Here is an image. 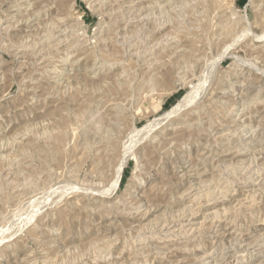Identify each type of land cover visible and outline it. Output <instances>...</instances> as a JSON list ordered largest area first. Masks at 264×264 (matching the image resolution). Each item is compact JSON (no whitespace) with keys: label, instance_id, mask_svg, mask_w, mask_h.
<instances>
[{"label":"rangeland","instance_id":"rangeland-1","mask_svg":"<svg viewBox=\"0 0 264 264\" xmlns=\"http://www.w3.org/2000/svg\"><path fill=\"white\" fill-rule=\"evenodd\" d=\"M0 62V264H264V0H0Z\"/></svg>","mask_w":264,"mask_h":264},{"label":"bare ground","instance_id":"bare-ground-1","mask_svg":"<svg viewBox=\"0 0 264 264\" xmlns=\"http://www.w3.org/2000/svg\"><path fill=\"white\" fill-rule=\"evenodd\" d=\"M127 14H128V13H127ZM232 19H233V18H232ZM235 21H236V20H235ZM229 22H230V21H229ZM231 22H232V21H231ZM239 22H240V21H239ZM239 22H238V23H239ZM243 22H244V25H245L243 28H245V27L247 28V25H249V21H248L247 18H245V16H244ZM235 23H236V22H235ZM230 25L232 26V24H230ZM230 25H229V23H228L227 26L230 27ZM242 25H243V23H242ZM237 26H238V25H237ZM232 29H233V28H232ZM234 29H235V25H234ZM234 29H233V30H234ZM224 30H225V29H224ZM227 30H228V28H227ZM230 30H231V29H230ZM245 30H248V29H245ZM242 31H244V30H242ZM249 31H250V30H249ZM249 31H248V32H249ZM223 32H224V31H223ZM244 32H245V31H244ZM241 33H242V32H241ZM231 34H232V33H231ZM242 35H243V34H242ZM249 35H250V34H249ZM239 36H240V35H239ZM244 36H246V34H245ZM240 37H241V36H240ZM240 37H239V38H240ZM242 37H243V36H242ZM260 37H261V36H260ZM129 38H130V37H129ZM237 38H238V37H237ZM237 38H236V39H237ZM236 39H235V41H236ZM255 39H256V38H255ZM237 40H238V39H237ZM241 40H242V39H241ZM92 41H93V40H92ZM233 42H234V40H233ZM160 43H161V42H160ZM236 43H237V42H236ZM236 43L234 42L235 45H236ZM231 45H232V44H231ZM227 46H228V45H227ZM232 46H233V45H232ZM27 47H28V46H27ZM229 47H230V44H229ZM229 47H227L226 49H229ZM233 48H235V47L233 46ZM224 51H225V50H224ZM224 51H223V52H224ZM226 51H227V50H226ZM226 51H225V53H226ZM229 51H230V50H229ZM227 52H228V51H227ZM223 55H224V53H223ZM225 55H229V54H225ZM225 57H226V56H225ZM220 59H223V58H220ZM235 59H236V58H235ZM241 61H242V60H241ZM238 62H239V61H238ZM0 63H1V62H0ZM209 78H210V77H209ZM255 86H256V85H255ZM201 89H202V88H201ZM201 89H200V90H201ZM250 91H251V90H250ZM205 92H207V91H205ZM255 92H257V91H255ZM191 93H192V94H190V95H194L193 92H191ZM197 93H198V91H197ZM199 93L201 94V92H199ZM190 95H188L189 97H188L187 100H189V98L191 99V96H190ZM195 95H196V92H195ZM197 95H198V94H197ZM197 95H196V96H197ZM201 95H203V94H201ZM224 95H225V94H224ZM196 96L194 97V100H192V101H195ZM203 96H204V95H203ZM203 96H202V97H203ZM192 97H193V96H192ZM199 97H200V96H199ZM186 98H187V97H185V100H186ZM197 98H198V97H197ZM200 98H201V97H200ZM200 98H199V99H200ZM202 99H203V98H202ZM187 100L185 101V104H186V105H187V103H188ZM182 101H183V99H182ZM182 101H179V102L182 103ZM199 101H200V100H199ZM241 101H242V100H241ZM179 102H178V103H179ZM196 102H198L197 99H196ZM183 103H184V101H183ZM183 103H182V104H183ZM192 103H193V102H192ZM194 103H195V102H194ZM190 104H191V103H190ZM177 106H179V104H178ZM180 106H183V107H184L185 105L183 104V105H180ZM188 106H190V105H188ZM188 106H187V107H188ZM191 106H192V104H191ZM193 106H194V104H193ZM175 107H176V106H175ZM187 107H186V108H187ZM179 108H180V107H178V109H179ZM174 109L177 110V108H174ZM170 110H171V109H170ZM170 110H169V111H170ZM176 110H173V108H172V110H171L169 113H168V112H166V113H168L167 115H170L169 117L171 118V116H172L171 114H172V113L174 114V111H175V114H176ZM180 110H181V109H180ZM182 110H183V109H182ZM177 112H178V111H177ZM166 113H164V114H166ZM164 114H163V116H161L162 118H161L160 116H157V117H160L161 119H163L164 117H166V116H164ZM177 114H178V113H177ZM175 116H177V115H175ZM173 117H174V116H173ZM156 119H157V118H156ZM156 119H155V120H156ZM166 119H167V118H166ZM166 119H165V120H166ZM152 120L154 121V119H152ZM158 120H159V119H158ZM169 120H170V119H169ZM161 121L163 122V120L158 121V122H160V123H157V121H156V124L160 125V124L162 123ZM167 121H168V119H167ZM150 123H151V122H150ZM164 123H165V121H164ZM154 124H155V121H154ZM154 124H152V125H153L154 128H156L157 125L154 126ZM146 125H149V123L146 124ZM146 125L144 126L145 128L148 127V126H146ZM152 125H151L150 127H152ZM215 125H216V124H215ZM95 126H96V125H95ZM150 127H148L149 129H147L148 131H149V130H151V131L154 130V129H151ZM153 127H152V128H153ZM99 128H100V127H99ZM102 128H103V127H102ZM140 129H142V128H140ZM137 130H139V129H136V130L134 131V134H135V132H136ZM142 130H143V129H142ZM144 130H146V129H144ZM101 131H102V130H101ZM148 131H146V132H148ZM149 132H150V131H149ZM149 132H148V133H149ZM137 133L139 134L138 131H137ZM137 133H136V136H137ZM148 133H145V132H144L145 135H147ZM153 133H154V132H153ZM202 133H203V132H202ZM145 135H143V136L145 137ZM148 135H149V134H148ZM150 135H151V134H150ZM98 136H99V135H98ZM134 136H135V135H134ZM136 136H135V139H136ZM140 136H142V133H141ZM140 136H139V137H140ZM137 137H138V136H137ZM144 137H143V138H144ZM146 137H148V136H146ZM100 138H101V137H100ZM140 138L142 139V137H140ZM140 138H139V140H138V139H136V140L140 141ZM33 139H34V138H33ZM132 139L135 140V139L133 138V134H132ZM145 139H146V138H145ZM145 139H144V140H145ZM136 140H135V143H137ZM109 141H110V140H109ZM142 141H143V139H142ZM107 142H108V141H107ZM140 142H141V141H140ZM138 144H139V143H138ZM130 145H132V143H130ZM135 145H136V144H135ZM139 145H140V144H139ZM133 146H134V143H133ZM128 147H129V146H128ZM128 147H127V149H128ZM130 147H131V146H130ZM130 147H129V149H130ZM134 147H135V146H134ZM90 149H91V148H90ZM129 149H128V150H129ZM128 150H127V154L124 153L125 155H123V157H122V159H121V162H120V164H119V166H118V168H117V171H116V176H115L114 179H115V182H116V185H117V186H118V184L121 182L122 173H123V171L125 170V167H126L127 164H128V161H129L128 159L131 157V153H132V152L130 151L131 153H130V157H129ZM135 150H136V149H135ZM105 151H106V150H105ZM132 151H134V148H133ZM125 152H126V151H125ZM132 154H133V153H132ZM18 159H19V158H18ZM251 164H252V163H251ZM20 169H21V168H20ZM5 179H6V178H5ZM17 185H18V184H17ZM113 187H114V185H113ZM113 187H112V188H113ZM207 188H208V187H207ZM24 189H25V188H24ZM111 190H112V189H111ZM113 190H114V189H113ZM115 190H116V189H115ZM19 193H20V192H19ZM226 209H227V208H226ZM31 223H32V222H31ZM26 224H27V223H26ZM28 224H29V223H28ZM178 232H179V231H178ZM14 234H15V233H14ZM12 235H13V234H12ZM181 235H182V234H181ZM156 239H157V238H156ZM199 259H200V258H199Z\"/></svg>","mask_w":264,"mask_h":264}]
</instances>
